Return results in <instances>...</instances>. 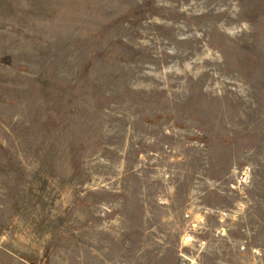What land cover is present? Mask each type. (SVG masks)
Wrapping results in <instances>:
<instances>
[{
  "label": "rangeland",
  "instance_id": "374dc122",
  "mask_svg": "<svg viewBox=\"0 0 264 264\" xmlns=\"http://www.w3.org/2000/svg\"><path fill=\"white\" fill-rule=\"evenodd\" d=\"M0 264H264V0H0Z\"/></svg>",
  "mask_w": 264,
  "mask_h": 264
}]
</instances>
